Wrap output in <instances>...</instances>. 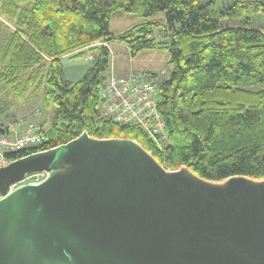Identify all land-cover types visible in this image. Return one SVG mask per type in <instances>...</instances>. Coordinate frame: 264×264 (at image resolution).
<instances>
[{
	"label": "trees",
	"instance_id": "1",
	"mask_svg": "<svg viewBox=\"0 0 264 264\" xmlns=\"http://www.w3.org/2000/svg\"><path fill=\"white\" fill-rule=\"evenodd\" d=\"M120 11L140 21L114 34L110 19ZM256 14H264V0H0L1 91L23 100L43 89L44 105L55 106L49 126L37 123L46 141L13 156L86 131L133 139L165 168L184 165L205 179L264 178V27L253 24ZM112 41L130 57L167 54L168 76L141 70L157 85L163 138L99 117ZM85 53L91 65L78 80L67 79L63 58Z\"/></svg>",
	"mask_w": 264,
	"mask_h": 264
},
{
	"label": "water",
	"instance_id": "2",
	"mask_svg": "<svg viewBox=\"0 0 264 264\" xmlns=\"http://www.w3.org/2000/svg\"><path fill=\"white\" fill-rule=\"evenodd\" d=\"M0 195V264H264V178L168 169L130 138L15 158Z\"/></svg>",
	"mask_w": 264,
	"mask_h": 264
},
{
	"label": "built area",
	"instance_id": "3",
	"mask_svg": "<svg viewBox=\"0 0 264 264\" xmlns=\"http://www.w3.org/2000/svg\"><path fill=\"white\" fill-rule=\"evenodd\" d=\"M99 43L96 41L91 46ZM86 58L91 59L92 56L87 55ZM98 91L100 118L139 127L153 139L164 137L165 127L158 111V90L152 74L138 71L116 76L110 70L100 80ZM0 128L3 130L0 132V167L13 161L16 158L13 154L20 150L46 141L42 127L26 118H15ZM45 177V172L27 174L21 181L12 184L8 192L23 184L39 182Z\"/></svg>",
	"mask_w": 264,
	"mask_h": 264
},
{
	"label": "rangeland",
	"instance_id": "4",
	"mask_svg": "<svg viewBox=\"0 0 264 264\" xmlns=\"http://www.w3.org/2000/svg\"><path fill=\"white\" fill-rule=\"evenodd\" d=\"M222 1L225 4L230 2V0H222ZM137 20H139L138 16L134 14H129L121 11L118 13H113L110 19V31L118 32L120 30H124L127 27L133 25ZM252 21L255 26H258V28L264 27V14L254 15ZM110 43L112 49L114 50L115 55L113 56V58L115 57L114 60L116 61L117 67L116 70H114L113 68L114 71L110 67L109 71L111 69L114 75L126 76L127 74L125 73L128 72L130 69H131L130 72L133 73L136 72V70L146 66H151L158 73L162 72L161 69H165L166 72L163 75L164 76L169 75L172 65L166 62L167 54L165 52H162L164 54L163 57L161 56L158 57V58L161 57V59L163 58L162 60H159L160 62L148 65L147 62H145L143 59H140V56L150 51H142L137 56L130 57L128 50L123 45V43H119L117 41H112ZM85 57H86V53H85ZM62 61L65 69L64 70L65 76L67 79L71 81H73L74 78H76L77 75H79L82 72V70L79 71L80 69H82V65L84 66L85 64L87 65L86 62H89V64L91 63L89 59L82 57V55L81 56L76 55L75 57H69V58L65 57L63 58ZM43 96H44V90L42 89L37 94L34 95L30 94L27 95V97L23 100H17L13 96H6V94H4L0 88V119L3 120L4 118L11 117L13 114H19L23 110L29 109V111L24 112L22 115H18L16 118H24V119L26 118V120L33 122L34 124L37 123L40 124V122L44 121L45 127L49 126L54 118L55 106L53 105V103H51L49 106L44 105ZM36 110L39 111V115H37ZM30 112L31 114H28ZM33 113H35L36 116H33Z\"/></svg>",
	"mask_w": 264,
	"mask_h": 264
},
{
	"label": "crops",
	"instance_id": "5",
	"mask_svg": "<svg viewBox=\"0 0 264 264\" xmlns=\"http://www.w3.org/2000/svg\"><path fill=\"white\" fill-rule=\"evenodd\" d=\"M139 21L140 20H137V21H135V23L134 24H136V23H139ZM133 24V25H134ZM132 26V25H131ZM127 28H129V27H127ZM126 28V29H127ZM126 29H124V30H126ZM124 30H120V31H118V32H112V33H114V34H118V33H121V32H123ZM124 45V44H123ZM125 46V45H124ZM126 47V46H125ZM109 49H110V52H111V68H112V70H113V68H114V70H116V61L114 60V58H113V56L115 55L114 54V50L112 49V47H111V43H109ZM82 50H85L86 51V48H83ZM89 53H91V52H89ZM159 56H161V57H163L164 56V54L162 53V52H158L157 50H152V51H150V52H148V53H144L143 55H141L140 56V59H143L145 62H147V64L148 65H151V64H154V63H158V62H160L159 60H162L161 59V57L160 58H158ZM166 57V56H165ZM84 58H86V57H84ZM86 60V59H85ZM167 60H168V56L166 57V62H167ZM87 61V60H86ZM165 61V60H164ZM87 63V65L85 64V66L84 65H82V69H80L79 71H81L82 70V72L84 73L85 72V70L91 65V63L89 64V62H86ZM85 67V68H84ZM131 70V69H130ZM130 70L128 71V72H126L125 74H128L129 72H130ZM141 70H148V71H152V72H154V73H156V74H160V73H158L156 70H154L151 66H146V67H143V68H141V69H138V70H136V71H141ZM161 70H164V69H161ZM133 71H135V70H133ZM80 73V74H82L83 75V73ZM77 75V77L76 78H74V80L73 81H76V80H78L82 75ZM125 74H123V75H125ZM80 76V77H79ZM26 111H29V109L27 110V109H25V110H23L21 113H19V114H13L11 117H7V118H4L3 120L2 119H0V125H5V124H8L9 122H11L13 119H15L18 115H22L24 112H26ZM36 118V117H35Z\"/></svg>",
	"mask_w": 264,
	"mask_h": 264
}]
</instances>
